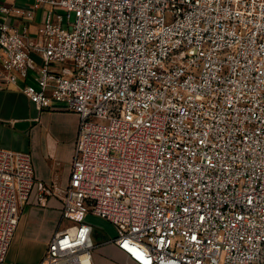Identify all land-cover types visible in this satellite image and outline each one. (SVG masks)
Here are the masks:
<instances>
[{
  "label": "built area",
  "instance_id": "1",
  "mask_svg": "<svg viewBox=\"0 0 264 264\" xmlns=\"http://www.w3.org/2000/svg\"><path fill=\"white\" fill-rule=\"evenodd\" d=\"M18 1L0 14L49 9L34 37L0 21V81L79 116L40 264H95L89 216L140 264H264V0ZM35 186L0 149V264Z\"/></svg>",
  "mask_w": 264,
  "mask_h": 264
},
{
  "label": "crops",
  "instance_id": "2",
  "mask_svg": "<svg viewBox=\"0 0 264 264\" xmlns=\"http://www.w3.org/2000/svg\"><path fill=\"white\" fill-rule=\"evenodd\" d=\"M18 3L23 5L26 1L19 0ZM48 9L38 11L35 18L29 21L7 18L1 14L0 21L6 20L19 30L27 25L30 35L34 37ZM35 59L39 62L37 57ZM21 86L6 85L0 81V149L30 153L36 186L23 206L10 248L20 232L26 241L43 245L46 254L55 234L63 231L69 223L62 220V203L58 198L51 197L44 205L38 203V186H68L79 116L57 103L48 109H39L20 91ZM87 220L93 226V242L96 239L93 252L95 264H103L104 259L117 264H140L113 243L116 231L111 224L93 216Z\"/></svg>",
  "mask_w": 264,
  "mask_h": 264
},
{
  "label": "rangeland",
  "instance_id": "3",
  "mask_svg": "<svg viewBox=\"0 0 264 264\" xmlns=\"http://www.w3.org/2000/svg\"><path fill=\"white\" fill-rule=\"evenodd\" d=\"M74 22V16L71 17L70 23ZM20 231V230H19ZM94 242L96 239L94 238ZM45 249L43 245L35 243L34 241H26L18 232L16 240L8 251L5 259L7 264H40L44 259ZM137 255V252L134 250ZM129 257L134 259L129 253ZM103 264H117L110 260L104 259Z\"/></svg>",
  "mask_w": 264,
  "mask_h": 264
},
{
  "label": "bare ground",
  "instance_id": "4",
  "mask_svg": "<svg viewBox=\"0 0 264 264\" xmlns=\"http://www.w3.org/2000/svg\"><path fill=\"white\" fill-rule=\"evenodd\" d=\"M137 252V250H135ZM136 255V254H135Z\"/></svg>",
  "mask_w": 264,
  "mask_h": 264
}]
</instances>
